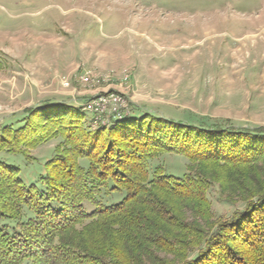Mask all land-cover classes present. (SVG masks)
Returning a JSON list of instances; mask_svg holds the SVG:
<instances>
[{"label":"trees","instance_id":"trees-1","mask_svg":"<svg viewBox=\"0 0 264 264\" xmlns=\"http://www.w3.org/2000/svg\"><path fill=\"white\" fill-rule=\"evenodd\" d=\"M22 115L0 153L60 143L28 181L0 162V264H264V129L148 113L91 129L92 114L48 102ZM168 153L188 161L182 176L150 169ZM215 185L243 209L216 218Z\"/></svg>","mask_w":264,"mask_h":264},{"label":"rangeland","instance_id":"rangeland-1","mask_svg":"<svg viewBox=\"0 0 264 264\" xmlns=\"http://www.w3.org/2000/svg\"><path fill=\"white\" fill-rule=\"evenodd\" d=\"M111 95L125 114L86 127L148 113L264 129V0H0V128L42 102L90 118L87 104ZM59 143L25 149L29 161L0 153V162L28 181ZM187 165L172 153L149 163L176 177ZM207 197L216 218L244 206L236 194L222 202L218 185Z\"/></svg>","mask_w":264,"mask_h":264},{"label":"built area","instance_id":"built-area-1","mask_svg":"<svg viewBox=\"0 0 264 264\" xmlns=\"http://www.w3.org/2000/svg\"><path fill=\"white\" fill-rule=\"evenodd\" d=\"M93 116L104 119L105 117H120L125 114V107L113 95L105 97H97L87 104L84 108Z\"/></svg>","mask_w":264,"mask_h":264}]
</instances>
